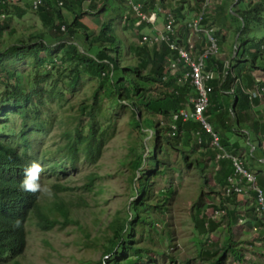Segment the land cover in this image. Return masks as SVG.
<instances>
[{
    "label": "trees",
    "instance_id": "16d2710c",
    "mask_svg": "<svg viewBox=\"0 0 264 264\" xmlns=\"http://www.w3.org/2000/svg\"><path fill=\"white\" fill-rule=\"evenodd\" d=\"M86 1L44 0L36 14L43 27L46 28L47 34L42 31L39 35L19 40L17 44L9 46L4 51L0 49V83L5 85L6 90H11L6 100L7 103L13 102V105L9 107V112L19 114L23 121L21 132L14 137L8 139L0 135V264H21L17 259H21L24 254L27 235L26 223L28 221L35 223L36 228L41 232H52L60 224L58 217L64 219V225L70 224L68 209L63 201H57L59 195L52 204L44 206L39 194L26 193L21 190L20 186L24 178V170L32 162L29 150L33 140L35 137L41 139V135L46 129L49 131L54 127L55 121L51 122L50 127L44 126L43 128L35 121L28 122L29 108L43 105L41 103L43 94H48L47 100H62L68 95L72 97L85 78L97 83L91 102L90 100L83 101L73 117L62 121V126L67 128L62 132V143L58 147V156L63 163L57 165L50 160L42 162L48 164V169L49 171L52 169L53 174H56V171L60 169L64 170L65 164L76 169L81 155L87 162L94 163L102 154L104 146L109 140V129L111 128L110 126L104 127L99 122V118L103 116V104L106 98L114 106L120 105L129 109L133 116L134 129L138 131L142 140L149 138L150 134L154 139V144L148 155H145V149L142 152L130 149L126 164L132 173L130 182L132 184L134 181L135 184V188H132V195L133 198H140L133 200L128 205L124 218L120 216L119 212L116 213L108 227L112 235L106 239L104 246L105 257H111V259L94 264H146L152 260L147 258L150 250L142 248L138 242H135L134 237L138 234L135 226L141 225L140 227H144V232L151 235L156 232V229H154L155 223L150 222L149 209L156 210L163 218L167 215V203L175 191L170 187L165 194H162L165 197L163 203L160 204L156 199L155 179L166 174V170H169V168L159 169L160 156L167 155L164 152H167L168 148L173 149L174 153L187 166H192L194 161L199 165L200 160H204L206 166L202 168L201 173L206 177V184L211 182L212 173L209 166H211V162H215L220 152L213 147L212 150L209 147V142H206L207 140L211 142L212 136L206 130L203 131L205 136L203 147L196 145L195 150L205 148L207 155L193 160L192 154L195 151H186L183 144L185 138L187 141L190 140L193 131L201 129L200 122H184L179 119L176 121L177 129H179L177 135L168 136L170 127L161 125L158 118L163 117L170 120L172 113L182 109L195 95L190 84H186L184 87L178 86L177 82L181 78V72L169 67L167 47L150 50L148 46L127 44L122 41L119 23L123 21V32L133 30L134 21L137 20L129 17L127 12L124 14L128 0H97L100 2L99 4L96 2L89 4V9L92 12L100 14L110 7V3L116 1V4L111 7L113 15L108 21L102 23L99 35H91L89 28L80 20L84 15L90 13L84 10ZM137 1L143 5V11L148 12V10H156L159 2L168 7L172 0ZM60 2H62V6ZM177 2V8L171 12L178 22L180 19L181 21L186 20L187 13L198 10L197 8L189 9L185 14L183 3L186 0H177ZM240 3H247L246 8L239 10L237 5ZM217 7L216 15L208 16L205 19V24L211 23V26L216 27L217 36H219L221 30L228 29L231 20L238 22L239 26L235 32L237 35L240 34L238 46L240 52L233 59L231 69L226 71L216 58L210 57L207 60L210 69L218 68L220 79L211 84L214 88L210 97L212 106L210 103L205 114L208 117L210 114H215V117L222 122L221 127L214 122L216 127L212 126V130L217 134L221 147L231 154L236 151L234 145H231V139L235 132L234 126L228 125V121L236 110L233 106L235 101L232 97H226L228 95L226 93H231L235 89L233 97L242 102V106L239 102L236 105L235 102L237 109L241 110L250 106L248 97L238 89V85L235 87L234 83L237 78L243 80L244 73L252 72L256 68L264 69V37L260 40L250 37L251 26L264 27V0H223ZM63 10H68L73 14L72 21L65 17ZM13 13L19 18H23L27 14V10L17 7ZM12 19L13 16L11 17L9 12L7 19L0 20V38H2L3 32L9 28ZM243 22L245 28L242 30ZM63 25L66 27L65 31L61 30ZM150 29V25L143 23L139 28L137 38L142 40L145 31L149 32ZM188 35V30L182 31L180 38L185 41ZM47 37L50 38L48 42L44 41ZM220 45L223 46V42H220ZM94 49L98 51V54L92 57L89 53ZM25 61H29V65L33 68L32 76H26L31 80L32 87H25L26 89L19 85L20 76L23 74L18 72L16 67L17 64H22ZM258 61L262 66H258ZM115 73L118 76L114 79ZM54 77L52 88L47 91L44 85ZM61 83L63 87L60 85ZM223 101L230 105L223 106L226 108L220 112L218 106ZM37 102L40 103L37 104ZM0 112L4 114L3 111ZM138 114L141 116L140 119ZM145 115L149 119L147 123ZM154 117L157 118V121ZM261 126L260 123L256 126L257 138L264 136V130L260 129ZM153 128H155L154 131ZM144 146L145 144H143ZM42 154L46 156L47 152L42 150ZM213 168L217 181L223 187L236 173L233 159H221L219 161L220 169L216 171V164ZM90 178L93 179L89 181L92 187L95 176H90ZM151 179L153 181L150 183ZM261 189L264 191L263 187ZM52 190L55 193H62L67 190V187L63 184H54ZM214 190L213 192H215ZM239 198L238 196L234 197V202H240ZM224 204L226 203L222 202L220 207L209 204L207 209L199 207L196 212H193L194 223L198 231L204 234V238L208 237L209 232L216 230L217 225L211 221V218L217 210L224 207ZM226 210H228L229 217V238L226 240L225 250L222 253L213 252L212 248L202 251L201 260L207 261V264H226L229 257L241 263L245 262V249L243 248L245 242L236 241L234 232L235 225L239 223L238 209L233 210L226 207ZM53 212H56L58 217L53 218ZM262 224L264 222L262 223L261 219L254 217L246 227L248 230H252L253 225L261 228ZM144 235L142 234V240ZM86 238L89 239L88 234ZM201 244L207 245L206 240H203Z\"/></svg>",
    "mask_w": 264,
    "mask_h": 264
},
{
    "label": "rangeland",
    "instance_id": "374dc122",
    "mask_svg": "<svg viewBox=\"0 0 264 264\" xmlns=\"http://www.w3.org/2000/svg\"><path fill=\"white\" fill-rule=\"evenodd\" d=\"M110 4V7L104 10L103 13L92 12L80 19L89 28L91 35L98 36L102 23L112 17L111 7L116 4V1ZM246 6L247 3H240L237 8L242 10ZM84 9L89 10L88 3H84ZM63 11L65 17L72 21L73 14L68 10ZM126 12L128 13L127 7H125L124 14ZM12 16L13 19L9 28L3 32L2 38H0V49L3 51L9 46L17 44L21 39L39 35L42 31L47 34L46 28L43 27L35 12L27 10V14L23 18L15 16L14 13H12ZM231 21V27L233 28L231 29L229 41L233 44L236 37L235 30L239 23ZM119 26L121 28L120 37L124 43L139 44L135 32L132 30L122 32L123 21L119 23ZM250 32V37H256L259 40L264 37V27L262 26H251ZM145 35L150 36L151 32L145 31ZM49 40V37L44 39L46 42ZM77 42L82 45L79 40ZM226 50L231 53V44L226 47ZM97 54L96 49L89 53L92 57ZM258 66H262L260 61H258ZM16 67L17 71L23 74V76H20L19 85L24 89L29 86L32 87L31 80L26 77L27 75L31 77L33 74V68L29 65V61L17 64ZM262 73L264 75V72ZM259 74L261 75V73ZM117 76L118 74L115 73L114 79ZM54 79L55 77L44 85L47 91L52 88ZM60 85L62 86V83ZM96 87L97 83L95 81L85 78L72 97L68 95L62 100H47L49 98L48 94H43L41 99L43 105L29 108L28 122L35 121L43 128L44 126L50 127L51 122L55 121L54 127L49 131L46 129L41 135V139L35 137L30 146L29 155L32 162L40 163L44 167L45 171L42 174L44 183L50 182L51 188L54 184H63L67 187V190L62 193L53 191L54 195L51 198L41 195L40 197L43 205L47 206L52 204L59 195L57 201H63L68 209L70 224L64 225V219L58 217L56 212H53L52 217H58L60 224L52 232H41L36 228L35 223L28 221L26 223L27 235L24 254L21 259H17L21 264H94L102 260H110L111 257L106 258L104 254L106 239L112 235L108 227L114 220L116 213L119 212L120 216L124 218L128 205L133 200L140 198H133L132 188H135V184L134 181L132 184L130 182L132 173L126 163H128V155L132 148L138 152L145 149V155H148L154 144V139L150 134L149 138L142 140L138 131L134 129L133 116L129 109L120 105L114 106L107 98L103 104L104 112L103 116L99 118V122L104 127H111L109 129L110 135L102 154L96 161L94 163L87 162L81 155L76 169H72L68 164H65L64 170L60 169L56 171V174H53L52 169L49 171L47 163H42L48 160L57 165L63 163L59 159L60 156H58V147L62 143L61 135L63 130L67 129L62 126V121L73 117L76 114V109L83 101L90 100L91 102ZM9 93H11V90H6L5 85L0 83V111L4 112V114L0 112L2 113L0 116V135L8 139L21 132L23 123L19 114L9 112V107L13 105V102L7 103L6 101ZM39 103L37 102V104ZM156 117L154 119L157 121ZM158 118L161 125L162 122L169 123L166 118ZM145 120L146 123L149 120L146 115ZM154 130L155 128H153ZM143 144H145L144 147ZM42 150L47 152L46 156H43ZM186 150L190 149L186 148ZM166 153L167 155L160 156L159 169L169 168V170H166V174L155 179L156 199L162 204L165 197L162 194H165L170 187L173 188L175 193L167 203V215L164 218L154 209L148 211L150 222L155 223L156 227L154 226V229H156V232L149 235L144 232V227H140L141 225L135 226V230L138 232L134 237L135 242H138L142 248L150 250L147 258L152 260H149L146 264H186L187 262H189L188 264H205L201 260L202 251L212 248L213 252L221 253L225 250L226 240L229 238V220H218L217 222L220 225L215 223L217 225L216 230L209 232L208 237H203L204 234L198 231L194 223L193 212H196L199 207L205 210L211 204L209 201L211 195H213L211 191L215 189L214 186L210 185L212 177H210L211 182L206 184V177L201 173L203 171L202 162L197 165V162L194 161L192 166H187L174 153L173 149L168 148V151L164 154ZM192 156L193 160L197 157L195 154H192ZM198 158L200 157L198 156ZM252 165L254 172L264 174L263 164L252 162ZM210 172L212 175L215 174L213 167L210 168ZM90 176H95L92 187L89 181L93 179ZM152 181L153 179L150 180V183ZM248 231L243 229V226L235 228V238L239 243L245 242L243 246L246 259L245 263H242L256 264L263 259L264 255L257 248H251V245L247 244V241H251L254 237ZM87 234L89 239L86 238ZM142 234H145L143 240ZM203 240H206L207 245L201 244ZM229 258L226 264H239L237 260L232 257ZM261 262L264 264V261Z\"/></svg>",
    "mask_w": 264,
    "mask_h": 264
},
{
    "label": "built area",
    "instance_id": "2783aa9c",
    "mask_svg": "<svg viewBox=\"0 0 264 264\" xmlns=\"http://www.w3.org/2000/svg\"><path fill=\"white\" fill-rule=\"evenodd\" d=\"M161 1V0H159ZM44 0H0V20H5L9 16V12L12 15L17 7L24 8L26 10L37 12L38 8L43 4ZM96 2L97 0H87L85 3L89 4ZM185 3V2H184ZM189 9L197 8V11H192L186 14V20H177L175 15L171 12L176 7H165L162 2H159L156 10L143 11V5L137 0H128V14L131 18L137 20L133 24V32L135 36H139V28L143 23L151 26V35L144 34L142 40H139L140 46H148L150 50L155 48L167 47L169 50L168 65L172 70L180 71L181 78H179L177 84L180 87H184L186 84H190V87L194 89L195 95L184 105L178 112L172 113V117L169 123L163 122L162 125H168L170 131L168 136L177 135L176 121L182 119L186 121H198L200 125L212 136L211 147L220 151L217 156L218 160L221 159H233L236 168V173L229 178L228 184L222 189L224 199H233L236 196L248 197L254 193L255 198L251 203L254 205V217L258 219H264V191L257 184L256 176L250 173L242 164L239 158L226 152L218 142L217 134L213 133L212 126L208 120V116L205 114V110L210 105V96L212 95L214 88L211 86L213 82L220 79L218 68L210 69L207 60L210 57L216 58L223 62L224 71L230 70L232 66V60L226 59L222 47L220 46V38L217 36V30L211 23L205 24V19L208 16H215L218 0H186ZM62 6V2H60ZM92 13L89 9H84ZM188 12V11H187ZM191 15V16H188ZM160 21H163V27H159ZM182 24V27H180ZM62 31L66 30L63 25ZM188 30L189 35L184 41L180 38L182 31ZM238 83V80L236 81ZM235 94V89L232 90ZM252 99L264 97V88H257L256 91L250 93ZM196 137V143L199 146H203L204 139L201 132L194 134ZM228 220V210L221 208L216 211L215 216L211 218V221L219 224L217 221ZM247 219H240V224L244 225ZM220 225V224H219ZM253 234L257 237L254 244L262 243L264 245L263 229L253 225ZM209 247V246H208Z\"/></svg>",
    "mask_w": 264,
    "mask_h": 264
},
{
    "label": "crops",
    "instance_id": "0c3cea01",
    "mask_svg": "<svg viewBox=\"0 0 264 264\" xmlns=\"http://www.w3.org/2000/svg\"><path fill=\"white\" fill-rule=\"evenodd\" d=\"M218 1H219V3H221L223 0H218ZM177 4H178L177 0H172L169 5L176 7ZM216 8L218 9V7H216ZM183 10L186 13L189 10L188 4L186 2L183 3ZM188 16H191V15H188ZM163 23H164L163 21H160L159 27L162 28ZM231 24L232 23H230L228 25V29L221 30V34L218 36L220 38V42H223V46H221V45L220 46L222 47V50H223L224 54L226 55L225 56L226 59H228L229 61H231V60L233 61V59L235 58V53H236L237 49L239 51L238 46H239V38H240V34L237 35L235 32L236 37H235L234 43L232 44L231 41H229L231 29L233 28V27H231ZM180 27H182V24H180ZM226 43H228V44H226ZM230 44H231V49H232L231 53L228 50H226V47H228ZM217 61L220 64H223V62L219 61L218 59H217ZM254 68H256V67H254ZM262 72H264V69L262 70V69L256 68L252 72L244 73L243 74V77H244L243 80L238 79V78L235 80L234 86L236 87L238 85V89H240L241 92L246 97H248L249 102H250L249 107L243 108L241 110L237 109L236 108L237 103L239 102V104L242 106V102L239 99H236L235 97H233L234 94L232 92L226 93V94H228V95H226V97H228V98L232 97L233 101L236 102V105H235V102L233 105L236 112L233 113V115L229 118V121H228V125L234 126V132H235L234 133L235 135L231 139V145L232 146L234 145V149L236 151L232 152L231 154L240 159V161L242 162L244 167L250 173H252L256 176L257 184L260 187H263V189H264V174L260 173V172H254L255 170H254V167L252 165V162H257L259 164L264 165V136L262 138L256 137V129H257L256 126L259 125V123H260V126L262 125L260 129L264 130V128H262L264 126V98L262 97L259 99L258 98L252 99L250 96V93H252L253 91H256L257 88H259V89L264 88V75ZM259 73H261L262 76ZM237 80H238V83H236ZM228 105H230V104L226 103L225 101H223L222 104H219L218 108H220V112L225 110V108L228 107ZM211 106H212V103H211ZM223 106H226V107L223 108ZM218 114H219V112H218ZM209 119H210V123H213V125H211V126L216 127L214 125V122H215V123H217L218 126L221 127L222 122L215 117V114H210ZM168 121H170V120H168ZM194 122H197V121H194ZM203 131H204V128L201 126V129L195 130V132H193L192 137L190 138L189 141H187L186 138L184 139L183 146H184L185 150H186V148H188V149H190L188 151H195L194 154L197 157L198 156L204 157L207 155V152H206L207 149L205 150V148H202V150H195L197 143H196V138H195L194 134L196 132H201V135H202V137H204V142H205V136L203 135ZM255 141H257V142H255ZM206 142H209V147L213 150V148L211 147L212 141L210 142L207 140ZM235 153H237V154H235ZM217 160L218 159L216 158L215 162H211V166H209V169L211 167H213L215 164H216V171H218L220 169L219 163H218L220 160H218V161ZM200 161L203 163V167H205L206 162L204 160H200ZM211 179H212V183H210V185L214 186V188H215V190H214L215 192H213V190L211 191V194H213L210 197L212 200L209 199L211 204L217 205L218 207H220V204H222V202H225L226 204H224V207H222V208L226 209V207H229V208H232L233 210L235 208H237L238 209V217H239L238 222L239 223H238V225H235L234 229L240 228L241 226H243V229L248 230L246 225L249 224L248 221H251L254 218V205H252L251 203L254 201L253 198H255L254 197L255 194L252 193L247 198L243 197V196H238V197H240L239 198L240 202L235 203L234 198L233 199H224L223 194H222L223 186L221 184H219V182L217 181L218 180L217 176L212 175ZM214 195H217V196H214ZM244 217L247 219V222L244 225H241L240 219H244ZM228 220H229V217H228ZM263 222H264V219L262 220V223ZM261 229H263L262 234H264V224H262ZM248 233L253 234L252 230H249ZM256 238L257 237L254 235V237L251 241H247V244H250L251 248H257V250L262 252L264 255V245L262 243V240L259 239L260 243H257L255 246L254 242H255ZM243 248H244V246H243ZM261 261H264V257H263V259H261ZM203 262L205 264H207V261H203ZM238 263L243 264L241 262H238Z\"/></svg>",
    "mask_w": 264,
    "mask_h": 264
},
{
    "label": "clouds",
    "instance_id": "9594fccd",
    "mask_svg": "<svg viewBox=\"0 0 264 264\" xmlns=\"http://www.w3.org/2000/svg\"><path fill=\"white\" fill-rule=\"evenodd\" d=\"M44 167L37 162L32 164L24 170V178L21 181V190L32 195H41L51 198L54 193L49 183H44Z\"/></svg>",
    "mask_w": 264,
    "mask_h": 264
},
{
    "label": "water",
    "instance_id": "95a60500",
    "mask_svg": "<svg viewBox=\"0 0 264 264\" xmlns=\"http://www.w3.org/2000/svg\"><path fill=\"white\" fill-rule=\"evenodd\" d=\"M245 28V23L243 22L242 23V30ZM238 54H239V51H238V49H237V51H236V53H235V58L238 56ZM138 118L140 119V114H138Z\"/></svg>",
    "mask_w": 264,
    "mask_h": 264
},
{
    "label": "bare ground",
    "instance_id": "6f19581e",
    "mask_svg": "<svg viewBox=\"0 0 264 264\" xmlns=\"http://www.w3.org/2000/svg\"><path fill=\"white\" fill-rule=\"evenodd\" d=\"M211 63V62H210ZM232 71V70H231ZM234 71V70H233ZM254 92V91H253ZM235 96V95H234ZM264 98V97H263ZM259 99V98H258ZM211 103V102H210ZM208 119H209V117H208ZM188 122H190V121H188ZM211 125H213V123H211ZM177 130H179V129H177ZM185 130V129H184ZM186 132V131H185ZM193 132H195V131H193ZM178 133V132H177ZM219 135V134H218ZM184 137V136H183ZM220 137V136H219ZM196 138V137H195ZM204 139V138H203ZM195 143V142H194ZM197 145V144H196ZM201 147V146H200ZM203 147V146H202ZM212 151V150H211ZM217 155V154H216ZM219 163V162H218Z\"/></svg>",
    "mask_w": 264,
    "mask_h": 264
}]
</instances>
